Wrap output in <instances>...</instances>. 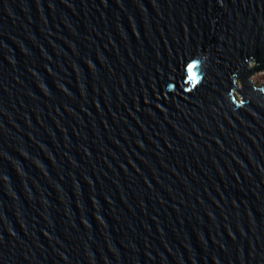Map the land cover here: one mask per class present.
Returning a JSON list of instances; mask_svg holds the SVG:
<instances>
[{
  "label": "water",
  "instance_id": "obj_1",
  "mask_svg": "<svg viewBox=\"0 0 264 264\" xmlns=\"http://www.w3.org/2000/svg\"><path fill=\"white\" fill-rule=\"evenodd\" d=\"M259 69L264 0H0V264H264Z\"/></svg>",
  "mask_w": 264,
  "mask_h": 264
},
{
  "label": "rangeland",
  "instance_id": "obj_2",
  "mask_svg": "<svg viewBox=\"0 0 264 264\" xmlns=\"http://www.w3.org/2000/svg\"><path fill=\"white\" fill-rule=\"evenodd\" d=\"M250 79L252 80L253 84L256 86H261V85L264 86V69H259V70L254 71L251 74ZM236 84L239 88L241 87L240 81H237ZM235 93H236V95H238L240 97V95L237 91Z\"/></svg>",
  "mask_w": 264,
  "mask_h": 264
}]
</instances>
